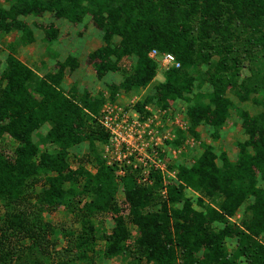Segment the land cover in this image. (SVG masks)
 <instances>
[{
	"label": "trees",
	"instance_id": "16d2710c",
	"mask_svg": "<svg viewBox=\"0 0 264 264\" xmlns=\"http://www.w3.org/2000/svg\"><path fill=\"white\" fill-rule=\"evenodd\" d=\"M87 2L94 8L88 10ZM46 12L73 23L92 15L105 33V45L90 57L97 61L98 79L120 72L124 57H136L132 74L118 86L126 91L147 86L160 73L159 63L149 57L152 50L174 55L181 67L163 73L166 82L156 91L162 107L191 93L189 68L217 57L209 76L214 93L207 103L197 101L188 109L189 133L196 137L201 124L219 128L228 122L227 89L247 101L264 85L247 86L251 77L238 84L240 62L234 55L241 43L235 33L241 30L254 35L251 46L264 51V0H18L9 11L0 10L1 19H11L3 31L22 27L16 23L18 16ZM22 28L24 42H33L31 32ZM47 30L48 36L57 35L52 26ZM114 36L121 38L116 46ZM77 65L68 57L57 73L41 77L10 52L0 74V138L7 135L17 144L12 155L0 150V264H95L92 255L99 237L105 240L107 259L124 256L127 264H240V258L264 264V188L258 187L264 181V112L241 114L249 140L239 146L238 163L207 147L192 166L178 167L179 184L168 186L165 198L157 194L160 180L150 187L126 174L121 178L123 206L116 200L117 168L107 166L96 148V143L109 141L98 121L101 102L90 101L87 93L77 101L60 87L65 69ZM46 125V139L58 149L56 154L40 153L33 140ZM84 143L90 151L73 170L69 151ZM175 143L181 145L182 137ZM89 163L95 174L87 169ZM36 184L42 188L38 196L29 192ZM187 189L198 194L196 204L184 196ZM34 196L38 199L32 208ZM251 198L241 224L231 223ZM57 206L81 214L82 220L78 234L61 232L70 238L61 248L51 240L54 226L40 213ZM101 214L110 215L114 226L97 235L94 220ZM128 224L139 233L133 242ZM234 237L239 240L235 252L226 246ZM24 242L27 246L20 247Z\"/></svg>",
	"mask_w": 264,
	"mask_h": 264
},
{
	"label": "rangeland",
	"instance_id": "374dc122",
	"mask_svg": "<svg viewBox=\"0 0 264 264\" xmlns=\"http://www.w3.org/2000/svg\"><path fill=\"white\" fill-rule=\"evenodd\" d=\"M17 2L18 0H0V6L11 8ZM86 6L88 10L94 8L92 3L87 2ZM19 18L26 20L31 26L35 27L37 35L39 32L42 37L44 35L43 39L41 37L40 42L38 40L39 45L37 44V46L39 48L47 44L54 45V42L63 36L58 35V32L56 36H48V30L46 31V29L50 26L55 31L62 29L66 33L68 32L67 34L77 36V41H72L70 44L63 42L60 49L48 48L49 54L42 50L40 59H37L36 62L34 61V64H36L35 71L41 77H44L49 72L57 73L60 65L64 64L68 57L75 58L78 68L77 70H71L70 67L65 69L64 81L60 86L61 90L68 95H73L77 101L87 93L90 101L96 99L101 102L99 122L108 113L113 116V121L119 127V131L121 129L118 139L115 140V135L109 134V141L105 144L96 143V148L107 166L117 168L115 175L119 192L116 200L119 204L123 205L125 199L121 178L126 174H134L138 183L150 187H154L160 180L161 183L156 187V190H158L157 194L165 198L168 186L179 184L177 178L178 167L192 166L207 147L212 148L217 156L224 153L232 163H238L240 157L239 146L249 140V136L243 128L241 114L248 112L254 116L264 112V85L258 88L256 94L250 95L247 101L241 100L235 90L227 89L225 97L229 98L231 102L228 122L219 128L201 124L195 129L198 135L196 137L189 133L191 123L187 115L188 109L197 101L207 103V96L214 93L215 87L209 76L215 69L218 61L217 57H214L210 64L198 63L193 68H189L188 72L193 76L191 93L184 94L183 98L171 102L167 107H162L156 99L158 86L166 82L163 74L164 70L161 69L160 65V73L153 81L145 87L131 91H126L118 86L128 75L132 74L133 69L136 67L137 58L134 56L121 59L120 72H110L103 79L97 78L95 70L97 61L91 60L90 57L105 45V33L94 22L90 13H87L79 23H73L61 18L59 28L53 23L58 18L52 12H46L40 16L35 14L22 15L18 16L16 20ZM10 20V18L7 20L0 18V40L4 38L6 40L17 39L16 35L18 34L12 33L8 35L6 31H3L4 25L7 22L9 23ZM235 36H237L238 40H241V43H236L238 45H236L234 54L240 62L238 64V68H240L238 84L250 77L252 80L245 83L247 86L253 82L263 83L264 51L257 46H251L254 35L241 30L235 33ZM238 40L236 41L238 42ZM120 42L121 38L114 36L113 44L116 46ZM52 51L57 55L51 54ZM9 52L8 46L0 47V74L5 68ZM17 56L20 57V55ZM112 60H115V58ZM114 87H118V89L115 91ZM49 128V125L44 126L34 135L33 140L40 153L49 151L56 154L58 149H55L50 141L46 139ZM180 137H182V144L176 145L175 142ZM16 145L7 135L0 138V150H3L5 154L12 155ZM249 150L251 151L252 148L249 147ZM89 151L87 143L70 149L69 164L73 170L77 168L79 159L87 155ZM221 163L222 161L218 160V164L221 165ZM87 169L93 174L96 173L95 166L91 163L87 164ZM45 175L43 172L40 176L43 178ZM68 187L70 186L68 185ZM258 187L264 188V181L259 180ZM41 190V184H36L31 186L29 192L38 196ZM35 196L33 197V203L31 202L32 208H34L33 204L38 199ZM184 196L190 198L196 204L198 194L193 190H184ZM252 201L253 198L249 199L235 216L230 219V222L239 226L248 203ZM177 206L179 207L181 204ZM35 212L37 210L34 209ZM40 213L45 223H51L54 226L55 231L51 236V240L58 242L60 248L67 246V241L70 240V238H66L61 234L62 231L70 230L76 232V234L79 233L80 223L82 222L81 214L70 211L64 206L49 208ZM0 214H3L1 202ZM94 224L97 228V235H102L103 232H110L114 226L110 215L105 214L99 215L94 220ZM128 228L132 232L131 241L133 242L139 236L138 230L131 224H128ZM99 238L95 247L96 253L92 255L95 256V264H127V259L124 256L107 259L103 254L106 244L105 240L101 239V237ZM237 242L239 240L235 237L227 239L226 246L229 250L235 252ZM27 244V242H24L20 243L19 246H24L25 248ZM238 261L240 264H249L245 258H240ZM47 264H54V262L48 260Z\"/></svg>",
	"mask_w": 264,
	"mask_h": 264
},
{
	"label": "crops",
	"instance_id": "0c3cea01",
	"mask_svg": "<svg viewBox=\"0 0 264 264\" xmlns=\"http://www.w3.org/2000/svg\"><path fill=\"white\" fill-rule=\"evenodd\" d=\"M2 7V6H0ZM10 7H2L0 8V10H4V11H9ZM25 21V22H24ZM17 24H21L23 25L27 30H29L32 34V37H33V42L31 43H25L24 42V30H23V26L22 27H19V26H16L15 29H13L11 32L8 33L9 34H12V33H16L18 35H16L17 39L15 40H12V39H9V40H6V38L0 40L1 41V45L0 47H7L8 46V49L10 50V52H14L17 55H20V57H18L22 62H24V64H26L28 67H30L31 69L35 70V67H36V64H34V61L36 62L37 59H40V56L42 54V50H44L46 53L49 54V49L48 48H54V49H60L63 45V42H66L68 44H70L72 41H77V36H73V34H67L66 31L60 29V30H56V33L58 32V35H63V39L62 37L58 39V41L54 42V45L52 44H47L46 46L44 47H38L37 44H38V40L39 42L41 41V34L40 32L37 33L35 32L37 29H35V27L31 26L26 20H22L21 18H19L16 22ZM54 24H56V27L59 28L60 25H61V19H57L55 20V22L53 21ZM69 35V36H67ZM44 37V35H43ZM42 37V39H43ZM79 38V37H78ZM71 40V41H70ZM39 45V44H38ZM10 52L7 54L9 55ZM53 55H57V54H54L53 51L52 53ZM38 66V65H37ZM78 68V67H77ZM76 68V70H77ZM50 74H55L54 72H49ZM64 81V80H63ZM63 83V82H62ZM256 115V114H255Z\"/></svg>",
	"mask_w": 264,
	"mask_h": 264
},
{
	"label": "built area",
	"instance_id": "2783aa9c",
	"mask_svg": "<svg viewBox=\"0 0 264 264\" xmlns=\"http://www.w3.org/2000/svg\"><path fill=\"white\" fill-rule=\"evenodd\" d=\"M149 57L157 61L161 66V69H163L164 71L178 69L181 67L180 63L177 61L174 55L170 53H161L154 49L149 53ZM115 120L117 119L115 118ZM100 123L108 134L115 135V140L118 139L117 137L119 136L121 129L119 131V127L113 121V116L111 115V113H108L106 116H104Z\"/></svg>",
	"mask_w": 264,
	"mask_h": 264
}]
</instances>
